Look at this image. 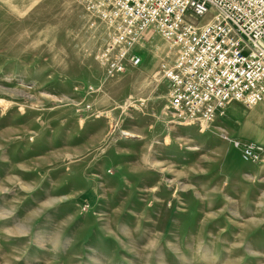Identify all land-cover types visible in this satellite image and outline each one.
Here are the masks:
<instances>
[{
	"label": "rangeland",
	"instance_id": "rangeland-1",
	"mask_svg": "<svg viewBox=\"0 0 264 264\" xmlns=\"http://www.w3.org/2000/svg\"><path fill=\"white\" fill-rule=\"evenodd\" d=\"M91 21L78 0H0V264H264V154L221 136L264 147V105L185 124L163 38L106 78Z\"/></svg>",
	"mask_w": 264,
	"mask_h": 264
},
{
	"label": "built area",
	"instance_id": "built-area-1",
	"mask_svg": "<svg viewBox=\"0 0 264 264\" xmlns=\"http://www.w3.org/2000/svg\"><path fill=\"white\" fill-rule=\"evenodd\" d=\"M78 2L98 21L89 26L106 35L95 54L106 78L140 63L133 49L145 33L163 38L171 59L159 63L157 74L168 83L169 109L183 123L209 124L230 101L264 105V0ZM221 136L246 162L264 154L260 143Z\"/></svg>",
	"mask_w": 264,
	"mask_h": 264
}]
</instances>
